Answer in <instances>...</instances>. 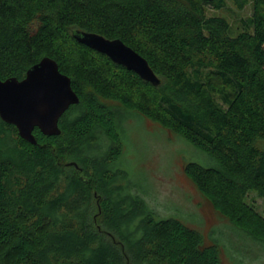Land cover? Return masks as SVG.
Segmentation results:
<instances>
[{"label": "trees", "instance_id": "1", "mask_svg": "<svg viewBox=\"0 0 264 264\" xmlns=\"http://www.w3.org/2000/svg\"><path fill=\"white\" fill-rule=\"evenodd\" d=\"M231 2L233 27L209 15ZM120 39L159 85L80 42ZM80 102L60 135L23 139L0 117V264H228L217 245L158 218L125 165V123L143 116L208 154L186 176L213 208L264 246V0H0V77L23 80L43 58Z\"/></svg>", "mask_w": 264, "mask_h": 264}, {"label": "rangeland", "instance_id": "2", "mask_svg": "<svg viewBox=\"0 0 264 264\" xmlns=\"http://www.w3.org/2000/svg\"><path fill=\"white\" fill-rule=\"evenodd\" d=\"M211 14L223 16L233 27H238L241 18L252 14V7L240 11L229 2L222 11L210 8ZM124 127V160L131 173V183L158 218H175L199 231L207 245L219 247L225 263L264 264V246L218 213L184 172L189 162L215 166L213 158L149 118L133 117ZM247 201L264 215L263 197L252 191Z\"/></svg>", "mask_w": 264, "mask_h": 264}, {"label": "water", "instance_id": "3", "mask_svg": "<svg viewBox=\"0 0 264 264\" xmlns=\"http://www.w3.org/2000/svg\"><path fill=\"white\" fill-rule=\"evenodd\" d=\"M212 1V0H210ZM75 39L107 55L114 63L138 74L154 85L161 83L148 61L120 39H107L97 33L78 30ZM80 97L72 87L71 78L63 74L58 63L43 58L30 68L23 80L0 77V117L15 125L20 136L36 144L34 130L45 135H60V119Z\"/></svg>", "mask_w": 264, "mask_h": 264}]
</instances>
